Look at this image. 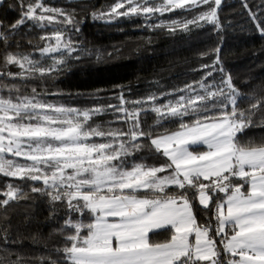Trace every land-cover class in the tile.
I'll use <instances>...</instances> for the list:
<instances>
[{"label": "snow or ice", "instance_id": "1", "mask_svg": "<svg viewBox=\"0 0 264 264\" xmlns=\"http://www.w3.org/2000/svg\"><path fill=\"white\" fill-rule=\"evenodd\" d=\"M18 2L20 18L8 31L0 22V42L6 48L10 34L27 21L53 30L41 37L46 43L38 49L40 59L30 53H4L3 65L20 69L4 75L22 81L43 78L65 67L68 59L80 58L81 49L66 34L67 25L80 32L72 13L43 0ZM3 3L0 0V6ZM220 5L221 0H117L107 12H93L92 17L111 22L118 16L150 18L200 9L190 20L156 26L187 30L189 24L203 22L219 30ZM243 6L248 9L246 0ZM248 11L264 35V21ZM220 51L216 49L211 65L201 66L210 70L196 87L187 85L179 90L183 95L162 104L156 103L154 94L128 100L121 92L117 105L76 108L49 102L46 95L56 93H40L35 87L31 95H21L15 86L7 96L0 95V174L42 182L44 187H32V192L66 208L60 232L69 234L64 236V247L56 249L60 259L46 264H264V140L241 143L240 139L257 126L252 117L264 112V97H253L247 113L238 111L240 93L231 76L217 67ZM214 72L223 74L219 82H206ZM108 111L127 127L105 129L89 123ZM149 111L156 114L157 123L178 120L179 129L163 135L146 131L141 116ZM185 117L193 119L188 122ZM142 141L165 159L156 165L133 158L145 147ZM20 195V188L8 184L0 205ZM197 202L210 213L202 224L194 211ZM150 233L170 235L154 242ZM216 237L221 238L227 260ZM0 239L6 246L10 243L7 236Z\"/></svg>", "mask_w": 264, "mask_h": 264}, {"label": "trees", "instance_id": "2", "mask_svg": "<svg viewBox=\"0 0 264 264\" xmlns=\"http://www.w3.org/2000/svg\"><path fill=\"white\" fill-rule=\"evenodd\" d=\"M43 2L50 7L63 8L80 22L79 33L72 31V25H67L66 33L76 42L77 48L81 49L80 58L68 59L65 67L43 78L22 81L4 75L6 72L20 71L16 66L3 65L4 53H30L34 59H40L38 49L46 43L41 37L51 34L53 30V26L40 29L27 21L15 33L10 34L7 42L9 47L6 48L5 43L0 42V95L7 96L8 90L14 89V86L19 88L21 95H31V89L35 87L40 93H56L46 95L49 102L76 108L117 105L120 103L117 97L121 92L128 100L145 99L154 94L158 97L156 103L162 104L168 99L183 95L179 90L187 85L196 87V82L210 70L202 69L201 66L211 65L216 59V49L220 48L221 65L217 67L222 66L224 74L231 76L240 93L238 111L247 113L255 99L264 97V35L257 30L248 11L251 9L259 20L264 21V0H246L248 9L243 6L245 0H221L218 9L219 30L212 24L202 22L201 26L189 24L187 30H183L181 26L174 31L156 25L161 22L167 25L173 20H190L200 9H193L192 12L176 10L159 16L154 14L150 18L144 15L118 16L111 22H106L93 19L92 13L107 12L117 0ZM20 16L18 0H4L0 6V22L5 25L4 30L8 31ZM50 63V59L46 60L45 66ZM221 75L223 74L214 72L207 77L206 82L213 79L219 82ZM161 93L171 95L161 96ZM12 94H16L14 90ZM192 119L185 117L188 122ZM252 119L257 126L246 130V135L240 137L241 143H260L264 140V112H257ZM141 120L142 127L154 135L179 129L178 120L157 123L156 114L151 111L142 114ZM89 123L93 126L99 124L105 129L127 127L116 121L111 111L94 116ZM142 143L145 147L133 158H142L148 164L156 165L165 159L151 150L148 141ZM8 184L20 188L22 195L6 206L0 205V237L7 236L10 240L6 246L0 239V260L4 264H42V261L46 264L49 260H59L56 249L64 247V236L69 234L67 231L60 232V227L67 218L64 204L52 202L49 196L42 193L32 192V187L43 188L42 182L21 181L2 174L0 200L6 198L4 192L7 191ZM171 190L176 189L173 187ZM219 195L223 196L222 193ZM194 211L201 224L210 215L198 202ZM150 235L161 242L170 233ZM216 240L223 259L227 260L228 256L222 251L223 245L219 243L221 238L216 237Z\"/></svg>", "mask_w": 264, "mask_h": 264}, {"label": "crops", "instance_id": "3", "mask_svg": "<svg viewBox=\"0 0 264 264\" xmlns=\"http://www.w3.org/2000/svg\"><path fill=\"white\" fill-rule=\"evenodd\" d=\"M201 149H202V150H206V146H202ZM150 234H151V233H150ZM150 234H149V235H150ZM150 238H151L154 242H159V241H158V238H156V237L153 238V236L150 235ZM193 239H194V238H193ZM237 258H239V257H237Z\"/></svg>", "mask_w": 264, "mask_h": 264}, {"label": "rangeland", "instance_id": "4", "mask_svg": "<svg viewBox=\"0 0 264 264\" xmlns=\"http://www.w3.org/2000/svg\"><path fill=\"white\" fill-rule=\"evenodd\" d=\"M123 10H124V9H120V11H123ZM165 13H168V12H165ZM165 13H164V14H165ZM155 15H158V16H159V15H161V14L156 13ZM151 17H153V15H152Z\"/></svg>", "mask_w": 264, "mask_h": 264}]
</instances>
